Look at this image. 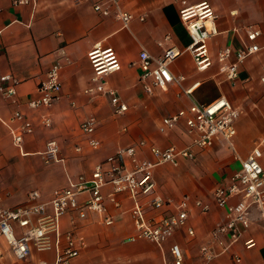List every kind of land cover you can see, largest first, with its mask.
<instances>
[{
  "label": "crops",
  "instance_id": "0c3cea01",
  "mask_svg": "<svg viewBox=\"0 0 264 264\" xmlns=\"http://www.w3.org/2000/svg\"><path fill=\"white\" fill-rule=\"evenodd\" d=\"M96 1L33 0L14 5L12 0H0V74H12L17 80L14 100L0 94L2 203H21L34 188L45 199L54 187L64 186L82 173L89 174L107 155L138 140L145 141L136 151L139 158H154L151 145L183 147L191 141L184 122L161 132L162 117L187 108L193 101L207 103L223 95L239 110L232 146L217 138L209 147L195 148L193 158L182 157L177 164L163 162L154 167L156 189L169 202L147 214L176 213L186 195L188 202L186 226L177 228L161 247L145 238L129 239L135 228L129 213L131 199L125 193L115 194L119 207L107 198L105 213L88 211L84 217L64 213L59 228H75L84 242L70 264H173L172 243L180 245L184 264H196L199 246L205 242L215 251L211 264H264V213L256 206L250 208L249 228L225 251L220 252V245L210 237L212 229L225 220V210L216 204L213 190L240 168L241 160L254 146L264 151V0H210L217 13L218 33L209 39L214 62L205 70L195 68L188 49L190 35L178 14L183 4L200 0H119L120 6L133 14L127 27L111 14L97 12L93 7ZM250 24L261 29L257 40L260 48L238 64L234 80L227 79L218 71L217 52L226 45L234 51L243 48L248 43L244 26ZM97 45L113 46L119 56L120 69L106 74L104 80L127 104L121 114L113 113L106 92L86 91L94 83L87 51ZM171 46L180 54L169 63V69L184 79L145 92L136 62L138 52L143 48L158 56ZM229 59L235 60L234 52ZM56 62L60 63L58 98L49 106L28 107L27 101L39 94V82ZM195 82L198 84L192 92H185ZM18 109L34 124V131L25 135L21 147L12 142L3 122ZM43 116L50 117V126H42ZM89 116L97 119L98 148L86 143L80 128ZM51 139L57 141L63 159L45 162L42 151ZM103 190L107 193L110 188ZM196 199L208 204V209L202 211L195 205ZM106 215L112 217V223L103 221ZM188 226L193 234H188ZM249 236L256 244L246 248L243 240ZM0 248V264H52L56 254L54 247H32L25 259L16 260L1 237ZM235 256L240 260L235 261Z\"/></svg>",
  "mask_w": 264,
  "mask_h": 264
},
{
  "label": "built area",
  "instance_id": "2783aa9c",
  "mask_svg": "<svg viewBox=\"0 0 264 264\" xmlns=\"http://www.w3.org/2000/svg\"><path fill=\"white\" fill-rule=\"evenodd\" d=\"M33 0H12L14 5L25 4ZM100 14L112 15L127 27L133 14L123 9L119 0H98L93 4ZM181 21L185 24L190 35L189 50L192 53L195 68L205 70L210 67L214 58L210 53L209 39L218 33L216 24L217 13L210 0H200L194 4H183L178 10ZM143 19L142 16H140ZM248 43L237 50L226 45L219 48L216 60L219 62L218 71L227 79L234 80L238 74V64L260 48L257 42L261 29L256 25L244 26ZM234 52L235 60L230 55ZM180 54L174 46L167 47L158 56H152L146 49L138 52L137 64L140 68L139 79L143 89L152 93L155 87L164 88L169 82H180L183 75H173L169 63ZM91 66L92 86L87 92H106L114 114H121L127 109V104L112 88L106 86L104 76L117 71L121 62L113 46H94L87 51ZM6 82V84H4ZM16 78L9 73L0 74V94L14 100L16 93ZM198 82L185 89L191 93ZM60 63H53L46 76L38 84L39 94L27 101L30 108L49 106L60 93ZM239 110L223 95L203 103L193 101L187 108L162 117L159 130L173 128L183 121L191 141L183 147L169 145L167 147L149 146L154 158H139L136 151L144 146V140L118 148L96 164L89 174H80L69 180L64 186L54 187L49 196L43 199L41 192L34 188L28 191L27 198L21 203L5 206L0 197V237L16 260L25 259L31 248L46 250L56 249L52 264H70V260L80 253L83 240L75 233V228L60 231V218L64 213L76 212L84 217L88 211L105 213V200L110 199L116 207L120 201L116 193H125L131 199L129 213L135 228L129 237L145 238L161 247L172 233L186 226L188 217L187 195L178 203L177 212L165 215L157 212L148 215V210H157L165 206L169 200L164 198L156 189L153 176L154 167L163 162L177 164L179 158H193L195 148H206L214 140L221 138L232 146L231 139L235 134V120ZM9 128L12 142L21 147L25 135L34 131L31 119L21 110H15L8 120H3ZM41 124L51 125L49 116H43ZM97 119L89 116L80 124L85 134V141L91 148H98L99 139L95 135ZM80 146L76 149L80 150ZM45 162L59 161V146L55 139L48 140L42 151ZM264 151L259 145L254 146L241 160L240 168L235 170L229 179L218 185L212 192L216 204L225 210V220L218 223L211 231L212 242L220 245V252L225 251L229 244L237 241L241 233L249 228L251 219L250 208L256 206L264 213ZM109 186V192L103 188ZM202 211L208 209V204L199 199L194 201ZM106 224L113 222L110 215L103 217ZM188 234H193L192 227H187ZM256 240L249 236L243 240L246 248L255 246ZM173 264H184L183 252L178 243L170 247ZM2 249L0 248V256ZM215 251L208 243L199 246V258L196 264H211ZM235 261L240 257L235 256ZM45 264V262H42Z\"/></svg>",
  "mask_w": 264,
  "mask_h": 264
}]
</instances>
